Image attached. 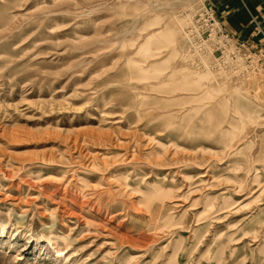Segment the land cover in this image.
<instances>
[{
	"label": "rangeland",
	"instance_id": "374dc122",
	"mask_svg": "<svg viewBox=\"0 0 264 264\" xmlns=\"http://www.w3.org/2000/svg\"><path fill=\"white\" fill-rule=\"evenodd\" d=\"M206 5L0 0V264H264V67L198 65Z\"/></svg>",
	"mask_w": 264,
	"mask_h": 264
},
{
	"label": "crops",
	"instance_id": "0c3cea01",
	"mask_svg": "<svg viewBox=\"0 0 264 264\" xmlns=\"http://www.w3.org/2000/svg\"><path fill=\"white\" fill-rule=\"evenodd\" d=\"M221 28L244 46L264 38V0H204Z\"/></svg>",
	"mask_w": 264,
	"mask_h": 264
},
{
	"label": "built area",
	"instance_id": "2783aa9c",
	"mask_svg": "<svg viewBox=\"0 0 264 264\" xmlns=\"http://www.w3.org/2000/svg\"><path fill=\"white\" fill-rule=\"evenodd\" d=\"M206 7L207 8H202L201 10H199V12H197L191 19V22L188 26L190 28H188L187 30V34L190 37L191 41L195 43V45H199L201 42H204V39L202 37H211L214 36L213 34H217V36H220L221 40L223 41H231V36L218 24L217 20L213 16V12L210 7L208 5H206ZM202 44L203 43H201L198 47H201ZM238 44L243 45L242 43ZM251 47L254 50L252 51L251 55L247 56L248 61L246 62V65L250 68V70H257L258 68H260V66L264 67V38L261 40L259 45ZM251 56H253L254 59H252ZM212 58V61L215 62L214 64L217 65V57L212 56Z\"/></svg>",
	"mask_w": 264,
	"mask_h": 264
},
{
	"label": "bare ground",
	"instance_id": "6f19581e",
	"mask_svg": "<svg viewBox=\"0 0 264 264\" xmlns=\"http://www.w3.org/2000/svg\"><path fill=\"white\" fill-rule=\"evenodd\" d=\"M190 18V17H189ZM189 21V20H188ZM186 36L189 38V41H190V46H191V51H192V56L193 55H195V56H197V60L198 61H200V63H198V65H200V64H203V63H205L206 61H205V59L204 58H206V56L204 55V53H198L197 51H196V49H198V46L201 44V43H203V42H201L199 45H195V43H193L192 41H191V39H190V37L188 36V34H186ZM149 39V38H148ZM202 48V47H201ZM200 48V49H201ZM207 54H208V52H206ZM159 54V53H158ZM238 59H240L239 57H237ZM208 60V59H207ZM242 61V60H241ZM241 65H244V63L243 64H241ZM1 231V230H0Z\"/></svg>",
	"mask_w": 264,
	"mask_h": 264
}]
</instances>
